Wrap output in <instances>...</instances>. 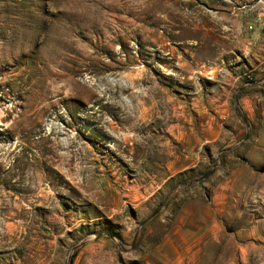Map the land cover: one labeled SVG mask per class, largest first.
<instances>
[{
	"label": "rangeland",
	"instance_id": "1",
	"mask_svg": "<svg viewBox=\"0 0 264 264\" xmlns=\"http://www.w3.org/2000/svg\"><path fill=\"white\" fill-rule=\"evenodd\" d=\"M220 184L264 264V0H0V264H146Z\"/></svg>",
	"mask_w": 264,
	"mask_h": 264
},
{
	"label": "crops",
	"instance_id": "2",
	"mask_svg": "<svg viewBox=\"0 0 264 264\" xmlns=\"http://www.w3.org/2000/svg\"><path fill=\"white\" fill-rule=\"evenodd\" d=\"M251 42H246V50ZM226 103V102H225ZM226 184L212 190L210 198L202 196L187 200L175 216L165 235L154 247L146 264H238L246 255L245 229L238 222L231 224V208H227ZM54 248H39L32 254L13 256L11 264H66L67 252L57 247V240H49ZM86 250V251H85ZM87 248L80 252L83 264L93 256ZM101 250L94 251L101 257ZM79 262H76L78 264Z\"/></svg>",
	"mask_w": 264,
	"mask_h": 264
},
{
	"label": "built area",
	"instance_id": "3",
	"mask_svg": "<svg viewBox=\"0 0 264 264\" xmlns=\"http://www.w3.org/2000/svg\"><path fill=\"white\" fill-rule=\"evenodd\" d=\"M248 28H249V29H252V28H253V26H252V25H250V26H248Z\"/></svg>",
	"mask_w": 264,
	"mask_h": 264
},
{
	"label": "water",
	"instance_id": "4",
	"mask_svg": "<svg viewBox=\"0 0 264 264\" xmlns=\"http://www.w3.org/2000/svg\"><path fill=\"white\" fill-rule=\"evenodd\" d=\"M212 173V171L211 172H209L208 174H207V176L206 177H208L210 174Z\"/></svg>",
	"mask_w": 264,
	"mask_h": 264
},
{
	"label": "trees",
	"instance_id": "5",
	"mask_svg": "<svg viewBox=\"0 0 264 264\" xmlns=\"http://www.w3.org/2000/svg\"><path fill=\"white\" fill-rule=\"evenodd\" d=\"M112 233H113L114 235H116V234H117L115 231H112Z\"/></svg>",
	"mask_w": 264,
	"mask_h": 264
}]
</instances>
